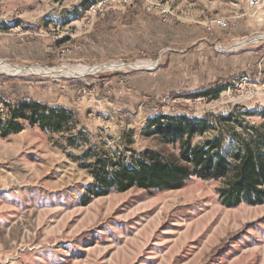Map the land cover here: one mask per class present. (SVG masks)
<instances>
[{
  "label": "rangeland",
  "instance_id": "obj_1",
  "mask_svg": "<svg viewBox=\"0 0 264 264\" xmlns=\"http://www.w3.org/2000/svg\"><path fill=\"white\" fill-rule=\"evenodd\" d=\"M212 87L219 97H196ZM21 101L72 118L0 136V264H264V204L222 205L226 178L81 201L99 157L113 168L179 153L148 135L155 116L205 119L194 145L219 137L225 149L264 123V7L0 0V116Z\"/></svg>",
  "mask_w": 264,
  "mask_h": 264
},
{
  "label": "trees",
  "instance_id": "obj_2",
  "mask_svg": "<svg viewBox=\"0 0 264 264\" xmlns=\"http://www.w3.org/2000/svg\"><path fill=\"white\" fill-rule=\"evenodd\" d=\"M222 91L221 87H212L195 95L215 99ZM4 105L7 115L5 119L0 116L2 137L23 131L26 124L60 131L72 118L66 109L36 101ZM232 119L230 114L226 121ZM210 128L207 120L196 117L155 116L148 123V135L158 137L165 144H180L179 153L164 157L147 151L131 167L118 163L113 168H109L110 158L99 157L92 165L95 182L82 195V203L133 188L162 192L181 189L192 178L206 182L226 178V186L220 190L222 205L235 208L244 202L264 204V123L246 130V135L235 133V148L226 145L225 149L219 137L194 145L195 137Z\"/></svg>",
  "mask_w": 264,
  "mask_h": 264
},
{
  "label": "built area",
  "instance_id": "obj_3",
  "mask_svg": "<svg viewBox=\"0 0 264 264\" xmlns=\"http://www.w3.org/2000/svg\"><path fill=\"white\" fill-rule=\"evenodd\" d=\"M247 3L252 9H259L264 7V0H247ZM211 23L213 25H217L220 28H225L228 25L226 19L223 18H214Z\"/></svg>",
  "mask_w": 264,
  "mask_h": 264
},
{
  "label": "bare ground",
  "instance_id": "obj_4",
  "mask_svg": "<svg viewBox=\"0 0 264 264\" xmlns=\"http://www.w3.org/2000/svg\"><path fill=\"white\" fill-rule=\"evenodd\" d=\"M84 72H86V71L82 70V71H79V73H77V74H83Z\"/></svg>",
  "mask_w": 264,
  "mask_h": 264
}]
</instances>
